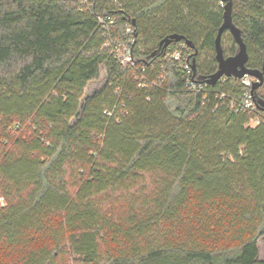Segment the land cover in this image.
I'll return each instance as SVG.
<instances>
[{
	"label": "trees",
	"instance_id": "obj_1",
	"mask_svg": "<svg viewBox=\"0 0 264 264\" xmlns=\"http://www.w3.org/2000/svg\"><path fill=\"white\" fill-rule=\"evenodd\" d=\"M227 2L260 71L264 0H0V264H264V112L230 110L238 79L206 84ZM95 14L119 41L132 25L159 87L137 86ZM185 41L189 74L164 59ZM221 48L238 52L227 31Z\"/></svg>",
	"mask_w": 264,
	"mask_h": 264
},
{
	"label": "built area",
	"instance_id": "obj_2",
	"mask_svg": "<svg viewBox=\"0 0 264 264\" xmlns=\"http://www.w3.org/2000/svg\"><path fill=\"white\" fill-rule=\"evenodd\" d=\"M79 4L82 10L89 11V13L93 12L94 7V0H72ZM95 19L101 28L102 35L106 37V40L103 44L104 48H109L112 51L114 57L119 61L120 65L123 67L130 68L133 71V78L137 82V86L140 88L144 87H159L166 78V73L163 72L160 74L159 78L150 80L145 74V68L140 67L138 68L136 62L132 57V44L134 43L133 38V29L132 25L127 23L124 26V37L125 39L119 41L118 38L113 33V27L116 25V20L114 17L110 15L101 16V15H94ZM177 44V43H173ZM188 50H192L184 44H181L177 47L170 49L166 55H164L165 61L169 63H174L177 65L178 68L183 69L186 73H190V67L188 64ZM241 85L246 88V91L243 93L241 99L236 103H231L230 110L236 112H244L248 113L249 115H253L258 111V109L250 98V85L253 82V79L244 77L239 80ZM186 85L193 86L194 84L191 82H187ZM199 87L201 84H198ZM223 96V95H221ZM264 112V111H262ZM260 122L259 117H255L250 120V125L255 126L258 125Z\"/></svg>",
	"mask_w": 264,
	"mask_h": 264
},
{
	"label": "water",
	"instance_id": "obj_3",
	"mask_svg": "<svg viewBox=\"0 0 264 264\" xmlns=\"http://www.w3.org/2000/svg\"><path fill=\"white\" fill-rule=\"evenodd\" d=\"M232 4L231 2H227L223 8V22L221 27L218 30L214 48H215V59L217 62V71L214 75L210 76L209 79L206 80V84L210 86H214L221 78L223 77H232L235 79H242L244 77H248L253 79V82L250 85V98L253 104L264 111V103H260L257 105L254 101V92L263 85L264 82V63L262 69L259 70H249L246 68L245 64L247 62V51L246 46L241 38L240 31L233 25L231 18ZM229 32L232 39L234 40L238 52L236 55L231 57H224L222 48H221V36L224 32ZM183 41V38L180 36H171L170 38L164 40L161 44H163L164 48L170 45L171 43H178ZM187 47L194 50V47L187 41L184 42ZM196 55V52L194 53ZM188 64L190 67V73L192 70L194 71V66L191 68L190 61L188 59Z\"/></svg>",
	"mask_w": 264,
	"mask_h": 264
},
{
	"label": "rangeland",
	"instance_id": "obj_4",
	"mask_svg": "<svg viewBox=\"0 0 264 264\" xmlns=\"http://www.w3.org/2000/svg\"><path fill=\"white\" fill-rule=\"evenodd\" d=\"M104 82V73L101 72L100 74V78L98 81L92 82L90 83L87 88L85 89V95H89L91 94L93 91L98 90L102 84ZM3 199L0 198V204L2 205ZM258 258L260 260L264 261V236H262L259 240H258Z\"/></svg>",
	"mask_w": 264,
	"mask_h": 264
}]
</instances>
